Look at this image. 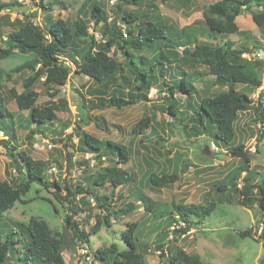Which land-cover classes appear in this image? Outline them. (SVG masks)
I'll list each match as a JSON object with an SVG mask.
<instances>
[{
    "label": "rangeland",
    "instance_id": "rangeland-1",
    "mask_svg": "<svg viewBox=\"0 0 264 264\" xmlns=\"http://www.w3.org/2000/svg\"><path fill=\"white\" fill-rule=\"evenodd\" d=\"M3 1L10 3L12 7L0 11V49L5 47L6 34L18 29L24 16H28L44 32L57 20L63 21L73 32L76 20H80L89 34L94 33L96 40H103V24L95 25V18L91 15L94 5L101 9L107 19H114L119 25H123L120 16L124 12L136 16L131 27L138 28L147 22L156 23L165 28L173 41L178 43L192 41L193 38L220 44L229 41L233 48L246 47L252 50L253 45L260 43L262 35V30L254 25L246 11L235 19L239 30L237 34L217 36L213 42L206 35L202 11L218 0H169L166 3H161L160 0H138L135 3L131 0L128 3L123 0ZM114 12L118 13L115 17ZM124 28L125 26H121V29ZM86 47L87 40L75 37L76 53H71L74 58L68 60H78ZM114 49H111V53ZM183 49L181 44L165 52L175 61L176 71L182 70L186 75L194 77L192 83L198 91L196 100L199 96L210 97L227 90L211 84L213 78L208 75L204 66L190 65L183 60ZM254 53H245L246 57L241 56V59L249 64L261 62ZM153 54L151 49L132 51V59L135 62L142 60V67L148 70V59ZM30 58L31 55L13 52L9 57L0 59L1 95L5 101L3 111L7 116L5 121L11 117L13 122L11 131L0 126V141L7 137L9 142L8 151L0 144V182L11 186L17 184L15 166L24 169L25 164L19 158V154L23 153L32 160L46 163L44 178L61 186L60 197L66 195L65 186L71 189L79 187L83 193L74 192L69 196L70 204L65 200L55 199V189L31 184L29 192L0 216V222L10 226L26 224L30 218L46 222L52 234L60 236L66 244L63 251L66 264H97L93 254L98 249L112 250L111 246H116L118 251L126 249L124 233L131 225H134L137 252L143 256L146 264H160L159 256L164 252L159 247L167 249L168 258L181 249L187 254L197 256L204 264H264V243L260 238L263 219L256 210V204H253L252 209L244 208L240 204L243 198L241 179L246 172L240 174V178L234 182L235 186L230 182L234 173L242 167H246L247 174L255 172L264 179V118L262 121L259 119L260 111L264 115V109L259 104L264 90V68L257 69L260 88L234 86L235 90L246 94L253 102L248 111L239 113L234 129V144H241L247 152L246 164L243 158L232 157L225 148H219L203 138H190L183 129V123L173 120L158 108L165 107L164 98L167 97L163 92L166 88L161 86V78L158 84L150 85L145 94L147 100L119 110H91V107L99 104L98 95L94 93L97 86L88 77L76 74V71H70L66 83L59 87L45 85L44 78H39L31 87L38 94L35 106L54 107L56 119L46 122L38 128L36 135H32V128L25 122L27 112L18 111L15 102L6 98L10 89L18 94L25 91L21 81L28 74L26 71L17 72L16 69ZM115 59L123 63V56L118 50H115ZM176 71L175 74L170 72L179 76ZM124 74L127 75V72ZM165 80H168V75ZM108 96L107 91L102 98ZM144 118L149 119L162 139L158 144H154V136H147V140L141 143L132 138L131 129ZM5 124L9 125V121ZM83 133L100 143L109 141L126 147L131 156L120 167L130 171L135 181L115 190L108 184L93 185L94 175L105 167L114 165L115 161L96 153H88L80 141ZM149 133L150 130L147 129L145 134ZM168 151L169 154H166ZM217 152L224 153L223 160L215 158ZM174 153H180L188 159L186 168L176 161ZM174 167L177 168L178 179L172 186L165 188L146 185L145 178L148 174L162 169L172 173ZM140 197L144 198V202L139 200ZM97 199L104 206H99ZM82 200L87 203L82 204ZM130 202L138 208L128 215L120 213L121 205ZM146 204H151L152 213L146 211ZM176 205L203 209L206 207L210 212L208 215L190 216L188 223H182L174 212L175 222H172L163 214L167 210L174 211ZM69 206L76 213L72 214L68 210ZM112 210L117 214L109 217ZM154 213L163 216L155 218ZM67 216L71 217L69 223L66 221ZM97 218L101 224L96 232H92ZM106 218L108 226L105 224ZM71 222L76 224L79 231L90 234L89 242L85 246L74 244ZM180 230L186 232L178 233ZM249 230V237H239L240 233Z\"/></svg>",
    "mask_w": 264,
    "mask_h": 264
},
{
    "label": "trees",
    "instance_id": "trees-1",
    "mask_svg": "<svg viewBox=\"0 0 264 264\" xmlns=\"http://www.w3.org/2000/svg\"><path fill=\"white\" fill-rule=\"evenodd\" d=\"M128 3V0H123ZM133 3L138 0H131ZM169 0H160L166 3ZM45 8L43 3H40ZM12 7L8 2L0 0V11ZM248 11L254 25L262 30L261 41L253 45L254 52H263L264 54V0H218L209 4L202 11V18L206 26V35L212 40L217 36L235 35L239 32L235 19L237 16ZM118 14L114 12L115 15ZM91 15L95 18V25L103 24V40H96L94 33L89 34L86 26L80 20H76L75 29L71 32L65 23L57 20L51 25L47 32L28 17L24 16L18 29L6 34L4 38L5 47L0 49V59L12 55L13 52L25 55H31V58L19 66L16 71H26L28 76L21 81L22 93H16L13 89L7 92L6 98L15 102L18 111L27 112L26 124L32 128L30 134L36 135L38 128L46 122L56 119L54 107L44 106L37 108L35 103L38 94L31 90L33 84L39 79L44 78V84L63 86L72 71L63 64V59L74 58L71 53H76L74 41L76 38L87 40V47L74 63L76 74H81L91 79L97 86L94 91L98 95L99 104L91 107V110H103L106 108H115L117 110L124 107L145 101L146 92L151 84H158L161 78V86L166 88L165 107H158L160 110L171 117L173 120L183 123V129L191 138H203L219 148H225L234 158L241 157L248 162L247 152L241 144H234L235 141V123L239 113L248 111L252 106V100L244 93H239L234 86L241 85L258 89L261 86L257 79L258 67L263 69L264 62L249 64L244 63L241 56L245 53H252L251 49L246 47L233 48L232 43L224 41L212 43L206 41H192L178 43L173 41L168 31L158 26L156 23L147 22L136 28L131 27V23L136 20V16L124 12L120 16L119 25L114 19L109 20L104 16L101 9L94 5ZM129 27H126L128 26ZM121 26H125L121 29ZM1 28V26H0ZM123 36H125L123 39ZM215 40H213L214 42ZM184 47L182 58L190 65H201L207 69L208 75L213 78L212 85L227 88L226 91H220L210 97H198V91L193 85L194 77L186 75L182 70H177L175 61L170 59L165 50H173L178 46ZM115 48L112 50L111 49ZM142 49L153 50V55L148 59V70L143 68V61L135 62L132 59V51H142ZM115 50L121 52L123 63L115 59ZM77 56V55H76ZM78 61V62H76ZM256 66V67H254ZM73 71V72H74ZM170 71H176L179 76L172 75ZM127 72V75L124 73ZM168 80L166 81V76ZM197 77V75H194ZM2 87L0 84V126L12 130V119L5 121L7 117L4 110V97L1 95ZM108 91V98H102ZM264 95V90L261 93ZM127 96V99L122 97ZM263 113L260 111L259 119L262 121ZM9 121V125L5 123ZM149 129L150 133L145 134ZM131 136L138 140V143L147 140V136H154V144H158L162 139L156 133L155 128L144 118L137 122L131 129ZM80 141L90 154L96 153L108 160L115 161L111 167H105L92 178L93 185L102 186L108 184L112 190L118 187L127 186L135 181L134 175L120 167L130 159V151L121 144L111 143L109 141L100 143L92 136L83 133ZM0 144L8 151V139L0 141ZM169 154V151L166 152ZM224 153H215V158L224 159ZM19 158L25 166H15L18 182L15 185H9L6 182H0V216L13 207L21 200L23 195L29 192L31 184L40 185L46 189L53 188V196L58 200H68L74 192L82 194L81 188L71 189L65 186L66 195L59 196L62 189L56 182H48L44 178V169L46 163L40 160H32L23 153ZM176 161L181 162L184 168L189 164L188 159L180 153H174ZM176 167L172 173L164 169L158 172H152L145 178V183L151 187L168 188L178 179ZM246 172L241 181L243 183V198L240 201L242 207L252 209L256 204V210L261 215L264 223V179L258 173L247 174L246 167L237 170L230 182L235 186L242 172ZM259 178V179H258ZM258 180L257 182H254ZM140 197L139 200L143 201ZM87 203L84 200L83 204ZM99 206H104L100 199ZM137 205L127 203L121 205L120 213L128 215L137 209ZM68 210L76 213L72 206ZM90 209H88L89 211ZM146 211L152 213L151 204H146ZM174 212L182 223H188V217H197L199 214L208 215V208H196L189 206H174V211L167 210L163 215L169 218V221L175 222ZM116 211L109 212V217L115 216ZM158 214V213H157ZM155 215V213H154ZM162 214L154 217L163 216ZM71 219L66 217L67 223ZM72 224V233L75 239L74 244L85 246L89 242V233L79 231L76 224ZM101 224L97 218L96 227L92 232H96ZM105 224L109 225L108 219ZM258 226V224H257ZM186 228V226H185ZM134 225H131L124 233L126 249L118 251L116 246L111 249H98L93 257L97 264H146L143 256L137 252L136 237L133 235ZM174 231V229H173ZM185 231H178L183 234ZM251 235V230L239 234L240 238H246ZM260 238L264 243V225L260 233ZM66 244L60 236L53 235L46 222L35 218H30L26 224L19 223L10 226L0 222V264H66L63 258V251ZM163 252L160 254V264H204L197 256L187 254L181 249L167 257V249L159 247Z\"/></svg>",
    "mask_w": 264,
    "mask_h": 264
},
{
    "label": "built area",
    "instance_id": "built-area-1",
    "mask_svg": "<svg viewBox=\"0 0 264 264\" xmlns=\"http://www.w3.org/2000/svg\"><path fill=\"white\" fill-rule=\"evenodd\" d=\"M254 56H256L259 60L264 62V54H263V52H261V51L255 52ZM242 57H246V54H243ZM63 64L65 66H68L72 71H74L76 69L74 63H72L71 61H69L67 59H63ZM259 104H260V108L264 109V97H261V99L259 100Z\"/></svg>",
    "mask_w": 264,
    "mask_h": 264
}]
</instances>
